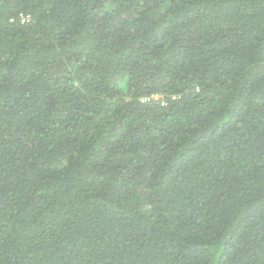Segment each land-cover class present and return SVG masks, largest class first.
I'll list each match as a JSON object with an SVG mask.
<instances>
[{
	"label": "trees",
	"instance_id": "1",
	"mask_svg": "<svg viewBox=\"0 0 264 264\" xmlns=\"http://www.w3.org/2000/svg\"><path fill=\"white\" fill-rule=\"evenodd\" d=\"M0 264H264V0H0Z\"/></svg>",
	"mask_w": 264,
	"mask_h": 264
},
{
	"label": "clouds",
	"instance_id": "2",
	"mask_svg": "<svg viewBox=\"0 0 264 264\" xmlns=\"http://www.w3.org/2000/svg\"><path fill=\"white\" fill-rule=\"evenodd\" d=\"M155 96H157L158 98L154 99ZM159 99H161V97H159L158 95H152L149 98L143 99L142 102H145V101H148V100H159Z\"/></svg>",
	"mask_w": 264,
	"mask_h": 264
},
{
	"label": "built area",
	"instance_id": "3",
	"mask_svg": "<svg viewBox=\"0 0 264 264\" xmlns=\"http://www.w3.org/2000/svg\"><path fill=\"white\" fill-rule=\"evenodd\" d=\"M157 98H158L157 96L154 97V99H157Z\"/></svg>",
	"mask_w": 264,
	"mask_h": 264
}]
</instances>
